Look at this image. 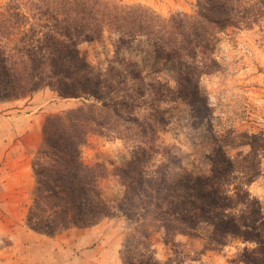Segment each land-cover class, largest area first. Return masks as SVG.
<instances>
[{
  "label": "trees",
  "instance_id": "trees-1",
  "mask_svg": "<svg viewBox=\"0 0 264 264\" xmlns=\"http://www.w3.org/2000/svg\"><path fill=\"white\" fill-rule=\"evenodd\" d=\"M263 19L264 0H195L192 12L167 17L118 0L0 3V100L46 87L61 99L80 101L44 120L31 162L35 187L26 225L52 237L118 217L128 229L120 250L124 264H184L177 238H200L204 223L211 231L202 252L239 240L252 246L238 253L235 264H264V214L248 191L262 174L264 130L222 125L214 118L219 105L199 86L202 77L223 72L215 58L221 35L230 28L251 30ZM105 34L115 41L101 69L78 46ZM141 39L174 88L123 55ZM178 98L191 126L206 125L214 144L206 175L192 174L168 150L155 160L154 145L170 122L163 105ZM90 135L135 145L122 165H89L81 147ZM109 177L118 197L104 196L101 184ZM157 243L171 247L163 262L156 258Z\"/></svg>",
  "mask_w": 264,
  "mask_h": 264
},
{
  "label": "rangeland",
  "instance_id": "rangeland-1",
  "mask_svg": "<svg viewBox=\"0 0 264 264\" xmlns=\"http://www.w3.org/2000/svg\"><path fill=\"white\" fill-rule=\"evenodd\" d=\"M118 1L145 5L163 17L192 12L195 7V0ZM114 41V37L105 34L97 42L79 44L78 49L90 64L103 69L113 56ZM123 55L144 67L153 78L168 81L174 88L161 63L154 64L152 49L144 40L134 42ZM215 58L223 72L204 76L199 83L210 103L219 105L214 118L220 119L222 125L234 123L240 130L254 133L264 130V19L251 30L227 29L220 37ZM79 103L61 99L46 87L27 97L0 100V264H124L120 250L128 229L118 217L105 218L93 227L71 228L52 237L26 225L35 187L31 162L42 142L44 120ZM163 107L168 110L170 122L154 145L158 151L155 160H160L161 153L168 150L192 174L206 175L209 172L206 156L214 147L206 125L191 126L188 107L180 98L168 100ZM212 123L216 125L214 120ZM134 145L90 135L81 147V156L86 164L105 163L111 169L109 163L119 166L129 159ZM101 187L106 198L119 196L113 178H107ZM248 191L264 214V155L262 174ZM199 231L200 238H177L184 264H235L238 253L252 246L230 240L220 250L202 252L211 227L203 223ZM154 247L159 261H165L171 254L169 246L157 243Z\"/></svg>",
  "mask_w": 264,
  "mask_h": 264
}]
</instances>
